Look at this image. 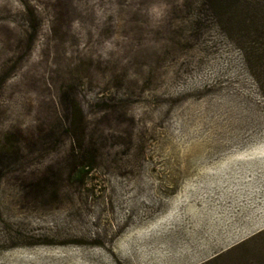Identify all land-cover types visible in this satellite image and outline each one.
<instances>
[{
    "label": "rangeland",
    "instance_id": "1",
    "mask_svg": "<svg viewBox=\"0 0 264 264\" xmlns=\"http://www.w3.org/2000/svg\"><path fill=\"white\" fill-rule=\"evenodd\" d=\"M255 148L264 90L205 0H0V264H264V230L228 249L264 166L218 172Z\"/></svg>",
    "mask_w": 264,
    "mask_h": 264
},
{
    "label": "trees",
    "instance_id": "2",
    "mask_svg": "<svg viewBox=\"0 0 264 264\" xmlns=\"http://www.w3.org/2000/svg\"><path fill=\"white\" fill-rule=\"evenodd\" d=\"M217 25L239 49L245 67L263 93L264 90V0H205ZM68 130L73 139L83 133L76 107L68 108ZM79 127V129H78ZM79 132H78V130ZM80 139V138H79Z\"/></svg>",
    "mask_w": 264,
    "mask_h": 264
},
{
    "label": "crops",
    "instance_id": "3",
    "mask_svg": "<svg viewBox=\"0 0 264 264\" xmlns=\"http://www.w3.org/2000/svg\"><path fill=\"white\" fill-rule=\"evenodd\" d=\"M241 155V154H239ZM244 155V156H243ZM239 161V162H238ZM241 164V166H243L244 169V173L251 171L252 169H255L256 166L262 165L264 166V148H255L254 150H252L251 152H246L242 154V158L239 159L238 156L235 157L234 155L229 156L226 160H224V162H221L220 166H219V173L222 172V170L231 171V168L234 166V164ZM227 198H219V200H226ZM220 205V203H219ZM187 211L189 212V214H191V216L193 218H195L194 220H198V221H202L204 222V220L206 219V215L207 214H200L198 206L195 203H189L187 205ZM260 224V222L258 221L256 226L258 227ZM255 226V227H256ZM264 230L263 228H256V230H254L253 232H251V234L241 240H239L237 243L233 244L232 246H230L228 249H231L235 246H238L242 243H245V241L247 239H249L251 236L261 232ZM199 233L198 232H192L190 234L187 235V239L189 240V242H194L195 241V237H197ZM171 240H175V238L171 237ZM205 240V239H204ZM216 240V239H214ZM217 241V240H216Z\"/></svg>",
    "mask_w": 264,
    "mask_h": 264
}]
</instances>
